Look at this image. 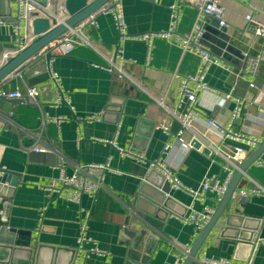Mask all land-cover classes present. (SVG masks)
<instances>
[{
    "label": "crops",
    "instance_id": "obj_1",
    "mask_svg": "<svg viewBox=\"0 0 264 264\" xmlns=\"http://www.w3.org/2000/svg\"><path fill=\"white\" fill-rule=\"evenodd\" d=\"M120 1L128 37L120 38L112 15H99L97 26L87 25L82 30L91 46H80L72 54L57 56L51 62L50 69L58 74L70 104L54 105L56 91L51 78L33 85L26 75L28 69L13 74L0 84V92L19 91L24 96L17 99L19 103L16 104L6 96L0 99V120L3 121L0 144L5 150L0 170L19 177L12 196L2 195L7 203H0V209L7 213L8 223L0 222V236L5 227L15 229L16 239L31 243L35 251L40 247L32 264H71L82 232L81 216L87 213L90 215L88 235L108 253L106 256L91 255L87 264H126L137 237H129L125 230L139 229L138 221L149 233L141 242L143 249L138 251L143 259L146 250L152 249L147 264H174L177 255H183L186 247H193L200 234L197 235L194 226L186 224L182 218L188 215V206L194 199L185 191L175 190L176 204H170L171 210L163 208L164 211L159 212L153 209L152 202L141 196L140 190L146 176H150L152 183L165 185L162 174L157 170L148 173L146 163L123 157L111 143L141 154L148 162L161 160L187 188H199L207 173L216 174L220 182L225 178L220 166L210 165L202 152L182 149L176 137L181 129L180 122L173 120L170 135L157 128L161 122L171 119L170 111L176 110L181 78L195 75L200 62L197 56L183 53L173 40L154 37L151 59L146 66L148 44L136 36L168 30L170 6L174 0ZM263 5L264 0H224L227 25L223 28L214 16L206 17L204 41L213 54L234 71L243 65L242 53L257 55L263 48V40L254 34V27L247 22L248 17L258 14L256 10ZM10 7H15L13 1L8 4L0 0L1 19L12 20ZM180 8L177 31L186 34L193 29L198 11L188 4H182ZM15 39L13 26L0 25V55L11 54ZM120 56L125 60L122 64ZM109 59H117L130 79L110 74L105 68ZM207 82L212 89L224 94L232 91L234 77L227 69L212 66ZM256 84L258 90L250 88L246 79L239 80L232 91L235 96L247 100L233 129L259 135L262 144L264 114L259 108H264V64L258 71ZM32 86L40 89L39 100L46 116L63 118V121L47 120L43 124L41 109L26 97L27 87ZM157 99L164 100L165 107ZM199 101L207 116L222 124L230 121L234 101L227 102L225 107H217L218 97L211 93L201 94ZM99 113L103 114L100 122L86 120ZM197 128L203 130L204 126L198 124ZM183 138L190 141L192 133L185 131ZM36 144L47 151H34L32 147ZM167 144L171 148L165 149ZM239 145L248 148L246 144ZM259 146L242 158L243 164ZM108 162L120 173H106L105 188L95 199L84 196L81 203L76 204L52 198L45 190L49 179L58 176L60 165L71 174L75 165ZM258 162L264 163V152L249 168L237 190L246 189L253 182L264 187V167L258 166ZM218 205L216 196L211 193L205 202H195L199 211L205 207L216 210ZM230 207L231 213L239 210L243 216L263 219L254 236L262 239L254 264H264V196L233 198ZM235 221L237 219L232 223ZM221 234L213 230L197 258L206 255L245 261L248 243ZM5 248L0 245V264H28L27 257H23L25 254L15 256Z\"/></svg>",
    "mask_w": 264,
    "mask_h": 264
},
{
    "label": "built area",
    "instance_id": "obj_2",
    "mask_svg": "<svg viewBox=\"0 0 264 264\" xmlns=\"http://www.w3.org/2000/svg\"><path fill=\"white\" fill-rule=\"evenodd\" d=\"M15 3L12 8V20L8 21L0 18V25L13 26L15 35V50L11 54H4L0 58V65H2L7 58L15 55L21 50H24L35 38L33 24L39 19L47 20L51 28L65 22L68 18L66 10V0H11ZM224 0H174L170 6V26L168 30L162 32L145 33L136 36L137 39L143 40L148 44V55L146 66L149 64L151 42L154 37H161L173 40L181 48L183 53H191L199 58V65L195 75L181 78L180 95L177 102L176 110L170 111L171 119L161 122L157 128L163 130L167 135L171 134L172 122L176 120L180 122L181 129L177 132V142L183 150L190 151L197 149L202 152L209 160L210 165L220 166L221 170L225 172V178L222 182L219 181L216 174L207 173L197 189L187 188L184 186L174 174L161 160L148 162L145 158L132 150H124L119 148L114 143H111L123 157H132L138 161L147 164V172L157 170L162 174L166 181L170 182L172 190H182L187 192L194 200L188 206L189 213L182 218L186 224L193 225L196 234L199 235L205 226L210 221L211 216L215 212L214 208L205 207L202 211L195 208V202H205L206 196L211 193L216 196V202H220L227 192L234 174L240 170L243 164V157L248 156L249 151L256 149L261 144L259 135L235 132L233 126L236 121L240 120L243 112L245 98L241 99L233 94V90L239 80L246 79L252 89L258 90L256 78L261 65L264 64V5L257 9L258 14H253L248 17L247 22L254 27V34L263 40V48L257 55H250L242 53L243 65L237 71H234L223 62L222 59L214 57L210 49L205 45V20L208 15L214 16L220 27L227 25L225 8L223 6ZM182 4L194 6L198 11V16L193 29L186 34H179L177 28L180 22V7ZM99 15H112L114 17L117 29L120 33V38L128 37L127 24L123 12V5L120 0H113L106 7H103L97 13L83 21L76 27L70 29L60 39L51 43L48 47V52L53 56H66L72 54L76 48L80 46H91L82 30L87 26H97L96 17ZM52 62V61H51ZM124 57L120 56V63H124ZM212 66L225 68L230 75L234 77L232 91L221 94L212 89L207 82V76ZM110 74L116 73L120 79H130L122 67L118 64L117 59H109L108 65L105 67ZM50 78L55 86V94L52 103L54 105H61L69 102L68 95L62 90L60 78L57 73L50 69ZM203 93H211L218 97L217 107H225L227 102L234 101L235 108L232 111L230 121L226 124L218 122L215 118L207 116V113L201 106L199 97ZM2 97L11 99H21L24 96L21 92L15 91L12 93L0 92ZM40 89L36 86L27 87L26 97L35 105L39 106L42 111L43 124L47 120L54 122H61L63 118H48L43 111L39 97ZM157 102L165 107L164 100L157 99ZM259 112L264 114V108H259ZM102 113L92 114L86 118L89 122H100L102 120ZM3 125V121L0 120ZM201 124L204 129H198L197 125ZM189 130L192 133L190 141H185L183 138L184 132ZM82 139L81 137L79 140ZM199 143V148H195V143ZM246 144L249 148H244L239 144ZM171 148L166 145L165 149ZM32 149L36 152H45L46 148L34 145ZM4 146L0 144V162L4 154ZM258 166L264 167V163L258 162ZM120 173L113 169L109 162L105 164H86L75 165L71 174L66 172L63 165L59 166V174L56 178H51L45 187L52 198L62 199L72 203L80 204L84 196L95 199L99 192L105 188L104 179L106 173ZM247 176V175H245ZM264 196V187L253 182V185L242 190H236L233 194L234 199L261 197ZM0 203L6 204L3 196L0 197ZM90 215H82L80 220L81 231L78 238L75 256L71 264H87V260L91 255L106 256L108 253L101 249L97 241L88 235ZM0 222L4 225L8 223V216L5 210L0 209ZM262 239L255 237L251 243L252 250L248 258L243 262H236L227 259H217L202 255L197 258L194 264H254L256 252ZM191 247H186L183 255L175 257L174 264H184Z\"/></svg>",
    "mask_w": 264,
    "mask_h": 264
},
{
    "label": "water",
    "instance_id": "obj_3",
    "mask_svg": "<svg viewBox=\"0 0 264 264\" xmlns=\"http://www.w3.org/2000/svg\"><path fill=\"white\" fill-rule=\"evenodd\" d=\"M10 4L11 0H5ZM113 0H66L65 7L68 12V18L63 23L51 28L47 20L39 19L34 22V34L35 38L32 42L24 49L10 56L6 61L0 65V84L9 79L13 74L21 73L23 70L28 69L26 74L33 85L48 80L50 75L51 61L55 58L50 52L48 47L54 41L60 39L70 29L76 27L89 17L97 13L103 7H106ZM10 15L12 16V8L10 7ZM205 45L210 49V46L204 41ZM15 50V45L11 51ZM211 51V49H210ZM212 55L216 57L211 51ZM3 55H0V58ZM1 91V90H0ZM4 97L0 94V99ZM27 100H29L27 98ZM12 103H19L17 99H12ZM195 148H199V143H195ZM264 152V141L259 148L241 165L240 170H237L234 174L233 180L219 202L215 212L210 218V221L205 226L203 231L196 239L193 247L191 248L189 255L187 256L184 264H193L197 259L200 249L204 245L208 236L211 235L213 230L222 232V236H227L238 240L241 243H248V256L252 250V241L255 233L260 230L263 219H255L246 217L240 214L237 210L235 213L230 212V203L233 199V194L237 190L239 183L247 175L249 168L260 159ZM156 171V170H155ZM152 174V173H150ZM17 174L9 171L0 170V195L11 197L18 181ZM165 185H159L152 183L150 176H146L142 183L140 190L141 196H145L152 202L153 209L162 211L163 208L171 210L170 204H176L174 199V190L171 189L170 182L166 181L162 176ZM146 189L151 190V193L147 192ZM141 200V199H140ZM139 200V201H140ZM164 211V210H163ZM151 213V212H150ZM233 219H237L232 223ZM140 226L137 230H125V233L129 237H137L136 242L131 246L128 260L126 264H147L149 256L151 255L152 249L146 250L145 258L141 259L140 253L143 247L141 242L149 234L148 231L143 227L141 221H138ZM233 229V230H231ZM17 230H7L5 227L1 232L0 245L1 247H7L11 253L15 256L18 254H25L23 257H27L28 264H32L33 259H37L41 248L39 247L36 251L32 248L31 243H22L16 239L15 235ZM10 234V235H7ZM19 234V233H18ZM248 257H245L246 260ZM13 263V262H12Z\"/></svg>",
    "mask_w": 264,
    "mask_h": 264
}]
</instances>
